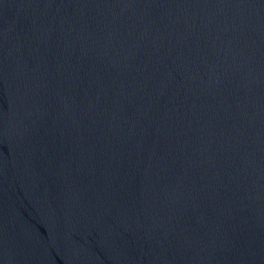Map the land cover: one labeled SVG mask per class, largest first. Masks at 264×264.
Segmentation results:
<instances>
[{"label": "water", "instance_id": "obj_1", "mask_svg": "<svg viewBox=\"0 0 264 264\" xmlns=\"http://www.w3.org/2000/svg\"><path fill=\"white\" fill-rule=\"evenodd\" d=\"M0 264H264V0H0Z\"/></svg>", "mask_w": 264, "mask_h": 264}]
</instances>
